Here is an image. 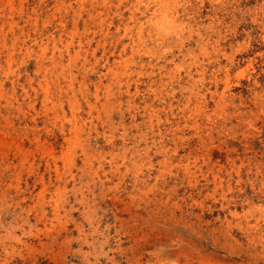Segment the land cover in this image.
I'll return each mask as SVG.
<instances>
[{"label": "rangeland", "instance_id": "rangeland-1", "mask_svg": "<svg viewBox=\"0 0 264 264\" xmlns=\"http://www.w3.org/2000/svg\"><path fill=\"white\" fill-rule=\"evenodd\" d=\"M7 1L0 31L20 29L14 52L10 33L0 45V264H264V0ZM79 11L92 41L72 49L87 56L76 106L35 118L22 86L38 111L56 82L24 42Z\"/></svg>", "mask_w": 264, "mask_h": 264}, {"label": "bare ground", "instance_id": "bare-ground-1", "mask_svg": "<svg viewBox=\"0 0 264 264\" xmlns=\"http://www.w3.org/2000/svg\"><path fill=\"white\" fill-rule=\"evenodd\" d=\"M9 1V3L11 2L10 0H8ZM7 1V2H8ZM20 3H21V1H19ZM71 2V1H70ZM90 3V2H89ZM108 3V2H107ZM9 5V4H8ZM19 5H21V4H19ZM65 5V4H64ZM10 6V5H9ZM13 6V5H12ZM20 8V7H19ZM57 8V7H56ZM10 9H12L11 8V6H10ZM18 9V8H17ZM65 9V8H64ZM67 9V8H66ZM65 9V10H66ZM28 10V9H27ZM64 10V11H65ZM118 10H119V8H118ZM15 11H17V10H15ZM26 11V10H25ZM56 11V10H55ZM117 12V11H116ZM59 13V12H58ZM74 13H76L75 11H74ZM80 13H82L81 11H79V13H77L78 15H76V14H74L73 16H72V19H70V24H69V26L67 27V22L65 21V18L63 17L62 18V16L61 17H59L60 19H59V21L54 25V29H53V31H51L50 32V34H48L47 32V30L45 29V27H42V29H41V32L40 33H42V34H44L45 35V37H44V40L42 41L41 40V38H36V37H33V38H31L30 39V41H29V39H26L25 40V42H24V44H26V46H25V49L28 51V55L29 54H31V52H32V48L33 47H38L39 49H40V53L38 54V55H36V57L34 58V64H35V72L36 73H43V76H42V78H43V80L45 79L46 81H48L49 80V77L50 78H52L53 77V79L51 80V82H53V83H55V85H54V90L52 91V93L51 94H49V93H47L46 91L44 92V96H43V98L41 99L42 101H40L41 102V107L39 108V110L37 111V110H35V108H34V104H35V99H36V97H37V90H36V88H35V86H33V84H32V79L30 78V79H28V81H27V84L29 85V89H26V87L24 86H22V89L23 88H25V89H23V92H24V94H25V97H28L29 98V102H27V110L28 109H31V110H33L34 111V117L35 118H37V117H39L40 116V119H43L44 118V115L45 116H47V113H48V110H52V111H54V114H55V118H58V114L57 113H64L63 112V103L65 102L66 103V105L69 107V111L71 110H73V108L76 106L75 104H76V102H75V100L76 99H74V88H73V86H74V84L78 87V88H80L81 87V85H82V83H80V79H79V81H77V82H75L76 81V78H78V76H81L83 73H84V71H85V62H86V60H87V56L85 55L84 56V58H83V60H82V62H80V63H77V60H76V57H77V53H78V51H74L75 49L74 48H84L85 47V49H86V51H88V47L91 45V41H92V38H89L88 37V31H89V24H90V22H92L91 21V16L90 17H86V20H84L83 22H82V24H83V29H81L80 30V28L78 27V18H79V16H80ZM107 13V12H106ZM27 14V13H26ZM69 14V13H68ZM72 14V13H71ZM91 14V13H90ZM100 14V13H99ZM62 15V14H61ZM64 15V14H63ZM130 15V14H129ZM33 16V15H32ZM35 16V15H34ZM96 16H97V14H96ZM104 16V15H103ZM69 17V16H68ZM101 17V16H100ZM107 17H108V15H107ZM129 17V16H128ZM135 17V16H134ZM35 18V17H34ZM84 18V17H83ZM82 18V19H83ZM104 18V17H103ZM102 18V21L101 20H99V22H98V25H99V27H98V34H99V39L97 38V45H99V44H103V42H104V40L106 39V35H107V31H104L103 29H105L104 27H103V19ZM30 19V18H29ZM101 19V18H100ZM112 19V18H111ZM110 19V20H111ZM129 19V18H128ZM25 20V19H24ZM22 21V20H21ZM30 21V20H29ZM48 21V20H47ZM53 21H56V19H54ZM127 21V20H126ZM32 22V21H31ZM122 22V21H121ZM135 22V21H134ZM9 23V22H8ZM30 23V22H29ZM46 23V21L44 22V24ZM31 24V23H30ZM15 25V23H9L8 24V26H9V30H7L6 32H3L2 30L0 31V36H1V39H0V45H1V43H3L4 44V42H5V40L7 39V34L8 33H10L11 35H13L14 34V32H15V30H14V27L15 28H17V29H20L18 26H17V24H16V26H14ZM87 25H88V27H87ZM110 25V24H109ZM124 25V24H123ZM140 25V24H139ZM39 26H41V25H39ZM117 26V25H116ZM52 27V26H51ZM119 27V26H118ZM130 27V26H129ZM128 27V28H129ZM23 28V27H22ZM28 28V27H27ZM117 28V27H116ZM131 28V27H130ZM139 28V27H138ZM119 29V28H118ZM127 29V28H126ZM140 29V28H139ZM26 30V29H25ZM32 30V29H31ZM48 30H49V28H48ZM106 30V29H105ZM123 30H125V29H123ZM128 30V29H127ZM130 30V29H129ZM132 30V29H131ZM141 30V29H140ZM24 33V32H23ZM134 33V32H133ZM141 33V32H140ZM30 34V33H29ZM33 34L35 35L36 33H34L33 32ZM37 34H39V33H37ZM114 34V33H113ZM137 34V33H136ZM41 35V34H40ZM109 35V34H108ZM120 35V34H119ZM130 35H131V32H130ZM129 35V36H130ZM30 36V35H29ZM113 37H114V35H112ZM118 36V35H117ZM28 37V36H27ZM31 37V36H30ZM97 37V36H96ZM110 37V36H109ZM120 37V36H119ZM126 37V36H125ZM131 37V36H130ZM21 38V37H20ZM26 38V37H25ZM116 38V37H115ZM118 38V37H117ZM128 38V37H127ZM138 38V37H137ZM19 40V34H17V35H13V37H12V41H13V45H12V47L11 48H9V49H11L10 50V54L12 53V52H14L15 51V49L17 48V46H15L14 45V43L15 42H17ZM40 41H42V42H40ZM103 41V42H102ZM22 42V41H21ZM47 42L48 43H50V45H51V51H50V53H49V55L48 54H46V51H47V49H46V44H47ZM102 42V43H101ZM131 42V41H130ZM110 43V42H109ZM109 43H107V45L109 44ZM43 45V46H42ZM134 45V44H133ZM104 45H102V47H103ZM132 46V45H131ZM8 47V46H7ZM19 48H21L22 46H18ZM88 49H87V48ZM105 47V46H104ZM129 47V46H128ZM111 48H113L114 50H118V56H122V55H124V51H125V45H120V48H119V40L118 41H116L115 42V44H112L111 45V47H110V49ZM129 48H131V47H129ZM34 49V48H33ZM72 49H74V50H72ZM103 49V48H102ZM113 49H112V52H110L111 54H113ZM133 49V48H132ZM104 50V49H103ZM85 51V52H86ZM138 51V50H137ZM89 52V51H88ZM105 52V51H104ZM139 52V51H138ZM87 53V52H86ZM72 54H74V55H72ZM92 54L94 55V51L92 52ZM34 55V54H33ZM48 55V56H47ZM141 56V55H140ZM117 57V56H116ZM128 57V56H127ZM126 57V58H127ZM130 57V56H129ZM128 57V58H129ZM31 58V57H30ZM134 58V57H133ZM47 59H49V66H45L46 64H45V60H47ZM108 59V58H107ZM106 59V60H107ZM137 59V58H136ZM143 59V58H142ZM11 60H12V57L11 56H8V63L10 64V62H11ZM119 60V59H118ZM122 60V59H121ZM125 60V59H124ZM66 61V62H65ZM111 61V60H110ZM128 61V60H127ZM122 62V61H121ZM124 62V61H123ZM111 63V62H110ZM120 63V62H119ZM118 63V64H119ZM98 64V63H97ZM125 64H126V60H125ZM138 64V63H137ZM129 65V64H128ZM145 65V64H144ZM144 65H143V67H144ZM87 66V65H86ZM121 66V65H120ZM124 66H126V67H128L127 65H124ZM114 67V66H113ZM121 68V67H120ZM122 68H123V66H122ZM136 68H138V67H136ZM139 68H140V66H139ZM117 69H118V67H117ZM133 69V68H132ZM153 69V68H152ZM112 71L113 73H116V71H113L112 69H108V71ZM87 71V70H86ZM85 71V72H86ZM107 71V72H108ZM132 71V70H131ZM11 72V71H10ZM137 72H139V70L137 71ZM131 73V72H130ZM106 74V73H105ZM5 75V74H4ZM33 77V76H32ZM128 77V76H127ZM82 78H83V76H82ZM108 78V77H107ZM111 78V77H110ZM63 80V81H65V85L64 86H62V84L60 83V80ZM123 79V78H122ZM127 79V78H126ZM39 80V79H38ZM42 80V81H43ZM15 80H12L11 81V84H12V86H11V94H10V96L12 97V99L14 100V102H16V101H18V98H17V95H16V93H15V90H14V87H15V82H14ZM127 81V80H126ZM123 82V81H122ZM46 83V82H45ZM52 83V84H53ZM40 87H41V83H40V81L37 83ZM123 85V84H122ZM48 86V85H47ZM47 86H44V87H46L45 88V90H47ZM50 86V85H49ZM2 82L0 81V94H2ZM21 87V86H20ZM43 87V88H44ZM105 87H106V85H105ZM121 87V86H120ZM4 88V87H3ZM42 87L40 88V89H43ZM77 89V88H76ZM88 89V88H87ZM86 89V90H87ZM117 89V88H116ZM83 90V89H82ZM129 90V89H128ZM50 91V90H49ZM98 91V90H97ZM116 91V90H115ZM43 92V91H42ZM84 92V91H83ZM75 93H76V91H75ZM85 93V92H84ZM88 93V92H87ZM31 94H33V96H31ZM48 94H49V96H48ZM5 95V94H4ZM51 95V96H50ZM84 95V94H83ZM113 95V94H112ZM120 95V94H119ZM133 95V94H132ZM22 96V95H21ZM41 96V95H40ZM81 96V95H80ZM94 96V95H93ZM128 96V95H127ZM4 97V96H3ZM6 97V96H5ZM38 98V97H37ZM49 98H50V101H48L49 100ZM51 98H54L55 100L54 101H52V99ZM76 98V97H75ZM6 99V98H5ZM5 101V100H4ZM42 102H44V103H42ZM50 102V103H49ZM4 104V103H3ZM7 104H9V102L7 101ZM12 104V103H11ZM5 105V104H4ZM3 105V106H4ZM48 105L50 106V108H48ZM78 105V104H77ZM117 105V104H116ZM7 109V108H6ZM10 109V108H9ZM18 109V108H17ZM19 111H17L18 112V114H19V112H20V109H18ZM116 111V110H115ZM2 112V111H1ZM79 112V111H78ZM88 112V111H87ZM23 114V116H25L26 115V113L25 112H23L22 113ZM75 114V113H74ZM73 114V115H74ZM83 114V113H82ZM9 115V114H8ZM62 115V114H61ZM76 115H78V114H76ZM121 116V115H120ZM64 117H65V115H64ZM3 118H4V116H3ZM35 118H31V120H34ZM79 118V117H78ZM6 119V117L3 119V120H5ZM12 119V118H11ZM7 120V119H6ZM57 120V119H56ZM77 120V119H76ZM152 120V119H151ZM150 120V121H151ZM35 121V120H34ZM87 121V120H86ZM7 122V121H6ZM8 124V123H7ZM84 124V123H83ZM5 125H6V123H5ZM74 126V125H73ZM13 127V126H12ZM62 127V126H61ZM60 127V130L62 129ZM6 128V127H5ZM4 128V130L2 131V134H3V141H4V139L6 138H11V139H13V137H10V134L12 133V128L10 127L9 129H5ZM10 129H11V131H10ZM78 129V128H77ZM14 130V129H13ZM112 130V129H111ZM69 132V131H68ZM71 132H72V130H71ZM74 132V131H73ZM77 132H78V130H77ZM25 133H27V132H25ZM126 133V132H125ZM1 134V135H2ZM18 134V133H17ZM61 134H64V131H63V129H62V132H61ZM69 135V134H68ZM67 135V136H68ZM73 135V134H72ZM88 135V134H87ZM75 137V136H74ZM97 137V136H96ZM1 139V138H0ZM33 144L34 145H36V147H40V148H42L43 147V149H45L46 150V152H47V156L48 157H50V159H51V162L54 164L55 163V159L57 158L56 156H55V154H54V152H53V150H52V148H50L49 146H44L43 144H41V142H40V139H39V137L38 136H34L33 137ZM77 139V138H76ZM203 139V138H202ZM79 140V139H78ZM1 141V140H0ZM18 141H19V139H18ZM21 141V140H20ZM31 142V141H30ZM64 142H65V140H64ZM77 142V141H76ZM80 142V141H79ZM201 143V142H200ZM70 144V143H69ZM67 145V144H66ZM79 145V144H78ZM82 145V144H81ZM16 146V145H15ZM25 146V145H24ZM70 146V145H69ZM22 143L20 142L19 143V145L16 147V149L18 150L19 149V151L21 152L22 151ZM68 149V148H67ZM83 149H84V147H83ZM15 150V149H14ZM25 151V150H24ZM36 151V150H35ZM44 151V150H43ZM42 151V152H43ZM70 151H71V149H70ZM82 152V151H81ZM84 152V156L86 157L87 156V152L84 150L83 151ZM208 152V151H207ZM64 153V152H63ZM97 153V152H96ZM17 154V153H16ZM41 154V153H40ZM14 155V154H13ZM42 155V154H41ZM82 155V154H81ZM15 156V155H14ZM40 156V155H39ZM73 156H74V154H73ZM73 156H68V157H66V160H68V161H70L72 158H73ZM26 157V156H25ZM24 157V158H25ZM64 157V156H63ZM75 158V157H74ZM82 158H84V157H82ZM8 159V158H7ZM87 160V159H86ZM91 160V159H90ZM67 161V162H68ZM88 161V160H87ZM110 161V160H109ZM166 161V160H165ZM82 162H83V160H82ZM73 163V162H72ZM85 163V162H84ZM50 162H49V160H47L46 161V166H47V168L48 169H50L51 167H50ZM55 165V164H54ZM74 165V164H73ZM71 166H72V164H71ZM56 167V166H55ZM85 167V166H84ZM83 167V168H84ZM57 168V167H56ZM55 168V169H56ZM82 170V169H81ZM85 174V173H84ZM39 176V175H38ZM142 176V175H141ZM215 176V175H214ZM136 179V178H135ZM138 182V181H137ZM115 184V183H114ZM113 184V185H114ZM115 186V185H114ZM136 186V185H135ZM42 187H43V185H42ZM42 191V190H41Z\"/></svg>", "mask_w": 264, "mask_h": 264}]
</instances>
